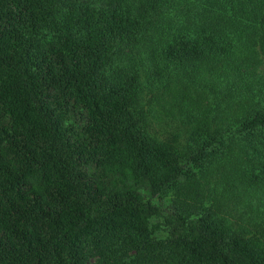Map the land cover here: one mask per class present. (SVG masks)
Returning <instances> with one entry per match:
<instances>
[{
  "label": "trees",
  "instance_id": "1",
  "mask_svg": "<svg viewBox=\"0 0 264 264\" xmlns=\"http://www.w3.org/2000/svg\"><path fill=\"white\" fill-rule=\"evenodd\" d=\"M261 55L264 0H0V264H264Z\"/></svg>",
  "mask_w": 264,
  "mask_h": 264
},
{
  "label": "rangeland",
  "instance_id": "2",
  "mask_svg": "<svg viewBox=\"0 0 264 264\" xmlns=\"http://www.w3.org/2000/svg\"><path fill=\"white\" fill-rule=\"evenodd\" d=\"M258 61L257 64L254 65L257 67V71L259 74L264 73V57L257 56ZM191 95H193L194 102H192L193 106L195 107V110L205 108L207 105H210L211 98H213V94L210 92H202L198 88L191 89ZM237 95V92H233V95L231 98H229V107L221 109V112L223 113V116L225 115H238L241 116L244 114L245 109H243V103L241 102H233L232 98H235ZM209 97V100H208ZM215 105V104H214ZM224 107V106H223ZM156 129L159 131L162 138H164L168 143L176 145L182 152L185 151L188 147H190V134L192 132V124H184L181 122H178L176 120L172 119H165L161 122L155 121ZM174 136H177L175 139ZM232 148H230L231 150ZM229 151V146L223 148L219 152L218 160L224 161V156H227V153ZM216 158V157H215ZM225 172H228L227 170H223ZM198 182L203 184V186L196 185ZM220 171L217 172V169L213 171H209L205 176L200 174L197 169H193L190 174L187 176H184L180 183L175 188L174 192L175 194L182 196V197H190L196 195V190L201 191L203 193L202 199L205 200L206 203H208V206L210 207L212 204L210 202H213V195L211 193H208L207 189L211 186H215L218 183H220ZM262 184V183H261ZM201 187V188H199ZM225 204L228 205V207H232V203L228 200H225ZM214 211H217L219 213H224L222 211V208H214ZM233 216H231V219L234 220V215H238L239 217L242 216L241 212H237L235 209H233ZM240 222L244 225H248L252 227L254 222L249 223L248 217H245L243 220L239 219ZM257 220V219H256ZM245 222V223H244Z\"/></svg>",
  "mask_w": 264,
  "mask_h": 264
}]
</instances>
